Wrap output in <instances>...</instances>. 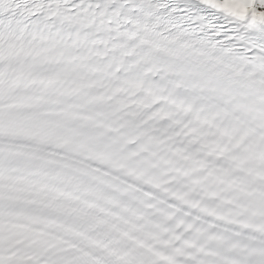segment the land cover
Segmentation results:
<instances>
[{"label":"snow or ice","instance_id":"snow-or-ice-1","mask_svg":"<svg viewBox=\"0 0 264 264\" xmlns=\"http://www.w3.org/2000/svg\"><path fill=\"white\" fill-rule=\"evenodd\" d=\"M0 264H264V0H0Z\"/></svg>","mask_w":264,"mask_h":264}]
</instances>
